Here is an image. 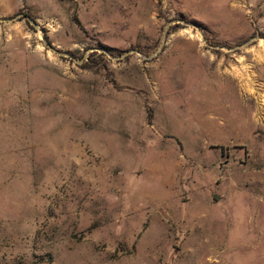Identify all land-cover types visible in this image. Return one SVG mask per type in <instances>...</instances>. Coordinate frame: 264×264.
<instances>
[{
    "label": "rangeland",
    "instance_id": "obj_1",
    "mask_svg": "<svg viewBox=\"0 0 264 264\" xmlns=\"http://www.w3.org/2000/svg\"><path fill=\"white\" fill-rule=\"evenodd\" d=\"M14 18L0 264H264V0H0Z\"/></svg>",
    "mask_w": 264,
    "mask_h": 264
},
{
    "label": "water",
    "instance_id": "obj_2",
    "mask_svg": "<svg viewBox=\"0 0 264 264\" xmlns=\"http://www.w3.org/2000/svg\"><path fill=\"white\" fill-rule=\"evenodd\" d=\"M19 18V17H18ZM18 18H14V19H11V20H7V19H5V20H2V19H0V21H14V20H16V19H18ZM27 20H29L30 21V19L28 18V17H25ZM46 47L47 48H49L50 50H52V51H55L54 50V48L51 46V45H47L46 44ZM60 54V53H59ZM66 56H68V54H65Z\"/></svg>",
    "mask_w": 264,
    "mask_h": 264
}]
</instances>
